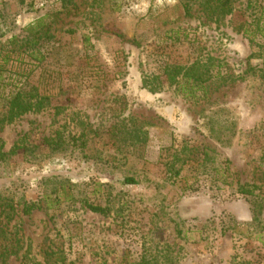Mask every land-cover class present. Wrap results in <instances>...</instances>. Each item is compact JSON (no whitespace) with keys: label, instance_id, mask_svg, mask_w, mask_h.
<instances>
[{"label":"rangeland","instance_id":"obj_1","mask_svg":"<svg viewBox=\"0 0 264 264\" xmlns=\"http://www.w3.org/2000/svg\"><path fill=\"white\" fill-rule=\"evenodd\" d=\"M231 4L216 21L203 0L191 1L188 17L181 0H0V86L34 87L49 98L0 126L2 151L18 146L0 161V194L18 210L9 224L23 246L0 264H31L21 261L27 244L41 264H169L170 250L178 264H264V211L255 222L249 197L237 192L245 186L264 205V78L247 70L260 67L247 58L264 50L249 34L264 0ZM37 21L35 50L11 53L9 37L25 36ZM209 57L239 79L206 102L173 87H142L145 71ZM210 107L236 124L228 146L207 136ZM83 129L84 144L70 140ZM173 151L184 162L169 179L164 164ZM225 167L230 184L221 186ZM23 200L39 208L22 215ZM84 201L108 212H91ZM47 246L55 254L45 259Z\"/></svg>","mask_w":264,"mask_h":264},{"label":"trees","instance_id":"obj_2","mask_svg":"<svg viewBox=\"0 0 264 264\" xmlns=\"http://www.w3.org/2000/svg\"><path fill=\"white\" fill-rule=\"evenodd\" d=\"M191 1L192 0H181V7L183 14L185 16H191ZM232 0H203V11L210 18H215L219 21L222 17L229 14L232 10ZM42 23H31L25 27V36H17L13 34L9 37L8 43L11 48V53L14 52V47H17L18 51H25L28 48H34L40 42V34L38 29L41 28ZM245 34L248 29L244 30ZM254 38L259 36L260 39L264 41V10L260 14V17L249 33ZM122 38L132 44H137L136 40L133 38ZM88 40L87 37L84 39V43ZM1 51V49H0ZM260 59V67L256 70L250 64L247 65L249 68L248 72H256L258 76L264 78V50L256 53L255 55H250L247 58V62L250 59ZM215 58L209 57L206 61L197 58L190 64H177V63H165L162 67L161 72L155 74L152 72L145 71L142 77V87L148 89L150 92H158L167 87H173L176 95H181L185 98L191 99H203L205 102L208 99L209 94L222 86L232 84L239 79V76L230 71L226 63L218 61L217 64L212 63ZM4 72V67L0 65V79L2 73ZM255 74V73H254ZM6 86H0V98H2V110L0 112V126L3 124H9L15 119L21 117L24 114L31 112H38L49 105V98L43 94H40L37 88L26 87V86H11L6 90ZM219 107V106H215ZM216 109L210 107L209 109ZM220 108H217L213 114L205 112L203 110V126L207 131V136L213 140L215 143L221 146H228L231 139L235 133L236 124L234 121L218 120L215 115H220ZM86 133L83 129L80 137L76 138L71 136L70 140L76 142V140H82L84 144L86 139ZM62 135L59 134V141L62 140ZM57 140V142H58ZM47 145L55 146V139H44L43 141ZM18 146L13 147L10 151H2V143L0 139V161L5 159L9 154H13ZM194 149L188 150L189 155H193ZM197 152V151H196ZM193 155L192 157H194ZM203 159L201 163L208 160V154L206 151L202 153ZM170 162L165 163V171L169 179H176L180 176L182 171L183 159L177 157V152L173 151L170 154ZM181 162V163H180ZM179 163V166L175 164ZM227 163V162H226ZM228 170L227 167L223 171H219L221 186L229 185L230 182L227 181L225 177V172ZM125 183L135 184L136 180L133 177H126ZM237 192L248 196L251 204V213L253 220L255 222L259 221V216L262 211H264L263 198L258 194H254L252 190L247 189L245 186H238ZM10 200V199H9ZM7 198L0 194V258L4 262L8 257L12 255L19 254L20 239L18 236V230L16 226H10L9 222L12 220L13 215L18 213L16 207ZM85 207L94 213H99L105 215L108 211L105 207L99 205H93L86 201L83 202ZM39 208L38 204L32 201L23 200L19 212L22 215H28L33 210ZM46 208H48L46 206ZM14 228V229H13ZM177 233H180L178 226H175ZM30 246L27 244L26 249L21 253V261L23 263L31 264H41L34 258L30 257ZM46 258H51L54 256L55 252L47 246L45 250ZM146 255V254H145ZM166 258L169 260V264H178L174 261L173 252L170 250L167 253ZM141 262V264H149L146 262Z\"/></svg>","mask_w":264,"mask_h":264}]
</instances>
